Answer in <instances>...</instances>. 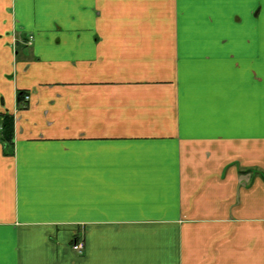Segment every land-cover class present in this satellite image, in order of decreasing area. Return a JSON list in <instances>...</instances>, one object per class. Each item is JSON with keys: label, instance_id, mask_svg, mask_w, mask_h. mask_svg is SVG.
<instances>
[{"label": "crops", "instance_id": "1", "mask_svg": "<svg viewBox=\"0 0 264 264\" xmlns=\"http://www.w3.org/2000/svg\"><path fill=\"white\" fill-rule=\"evenodd\" d=\"M0 113V264H264V0H0Z\"/></svg>", "mask_w": 264, "mask_h": 264}, {"label": "trees", "instance_id": "2", "mask_svg": "<svg viewBox=\"0 0 264 264\" xmlns=\"http://www.w3.org/2000/svg\"><path fill=\"white\" fill-rule=\"evenodd\" d=\"M23 94L24 93L18 91L16 95L17 96L16 98L17 108L19 109H24V106L22 105ZM12 132H13V117L9 114H3L2 122H1V130H0V141L5 146L11 145L12 138H13Z\"/></svg>", "mask_w": 264, "mask_h": 264}, {"label": "built area", "instance_id": "3", "mask_svg": "<svg viewBox=\"0 0 264 264\" xmlns=\"http://www.w3.org/2000/svg\"><path fill=\"white\" fill-rule=\"evenodd\" d=\"M28 99H29L28 95L25 94V95L23 96L22 102H23V103H27ZM73 250H74L78 255H82L83 250H84V244H83V242H82V241H80V242H78V243L76 242V243L73 245Z\"/></svg>", "mask_w": 264, "mask_h": 264}, {"label": "flooded vegetation", "instance_id": "4", "mask_svg": "<svg viewBox=\"0 0 264 264\" xmlns=\"http://www.w3.org/2000/svg\"><path fill=\"white\" fill-rule=\"evenodd\" d=\"M30 40H32V36H29V37L25 40L26 44H28V42H29ZM0 114L3 115V114H8V113H0ZM2 115H0V116H1V117H0V130H1Z\"/></svg>", "mask_w": 264, "mask_h": 264}, {"label": "rangeland", "instance_id": "5", "mask_svg": "<svg viewBox=\"0 0 264 264\" xmlns=\"http://www.w3.org/2000/svg\"><path fill=\"white\" fill-rule=\"evenodd\" d=\"M22 105L24 106V108L27 107V103H22ZM18 109H19V108H18ZM19 110H20V109H19ZM80 241H81V240H77L76 242L78 243V242H80ZM76 242H75V243H76ZM82 242H83V241H82ZM75 243H74V244H75ZM74 244H73V245H74ZM73 245H72V250H73ZM73 251H74V250H73ZM74 252H75V251H74ZM75 253H76V252H75Z\"/></svg>", "mask_w": 264, "mask_h": 264}]
</instances>
